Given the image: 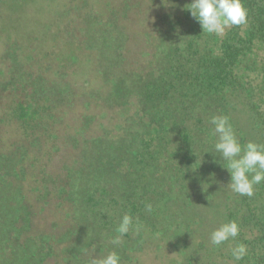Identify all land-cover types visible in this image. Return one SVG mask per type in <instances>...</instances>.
Segmentation results:
<instances>
[{"label":"rangeland","instance_id":"rangeland-1","mask_svg":"<svg viewBox=\"0 0 264 264\" xmlns=\"http://www.w3.org/2000/svg\"><path fill=\"white\" fill-rule=\"evenodd\" d=\"M189 3L0 0V204L25 206L0 208V264H89L112 251L120 264L233 261L234 240L210 243L243 197L206 157L219 156L213 125L164 121L151 149L139 100L148 93L134 90L138 75L150 84L163 66L159 36ZM121 71L117 87L129 94L118 104ZM225 102L240 143L264 144L245 93L230 90ZM124 214L143 227L113 245Z\"/></svg>","mask_w":264,"mask_h":264},{"label":"trees","instance_id":"trees-1","mask_svg":"<svg viewBox=\"0 0 264 264\" xmlns=\"http://www.w3.org/2000/svg\"><path fill=\"white\" fill-rule=\"evenodd\" d=\"M242 3L248 13L247 24L233 26L222 36L202 34L200 25L186 10L182 17L168 15L175 28L167 27L159 36L158 45L168 43L163 66L159 68L154 64L151 68L150 84L147 78L138 75L141 81L134 88H143L141 95L148 93L146 100H139L142 101L141 112L147 113L153 122L151 149L157 134L164 129V121L180 125L190 120L193 130L204 128L206 131L210 129L209 116L217 113L228 116L225 101L230 90L240 89L245 93L255 113V124L259 123L264 131V60L258 58L264 45V0H242ZM251 73L255 80H250ZM119 74L118 79L112 78L113 89H120L121 86L117 85L124 82L125 75L122 71ZM115 94L117 103L122 104L129 91L126 88L115 89ZM176 115L180 117L179 121ZM233 128L236 134L240 133V129ZM154 143L156 149L158 143ZM206 157L211 159V166L217 163L226 166L219 156L206 154ZM234 206L228 220L237 221L240 227L234 246L237 243L247 245L248 255L239 262L231 257L233 261L230 264H264V182L254 186L252 197L243 196L241 203ZM17 207L25 209L19 202L9 205L4 201L0 204L5 211L19 209ZM173 264L189 262L175 261Z\"/></svg>","mask_w":264,"mask_h":264},{"label":"clouds","instance_id":"clouds-1","mask_svg":"<svg viewBox=\"0 0 264 264\" xmlns=\"http://www.w3.org/2000/svg\"><path fill=\"white\" fill-rule=\"evenodd\" d=\"M186 10L196 20L202 29V34L222 36L226 30L233 26L246 25L248 20L247 9L242 0H191L186 5ZM215 152L219 158L226 162L230 175L228 187L232 192L241 196L252 197L254 186L264 182V144L248 141L242 145L237 138L233 125L226 115H214L210 120ZM146 209L151 212L152 205L146 204ZM143 226L133 221L130 214H124L116 228L117 235L111 240L113 245H119L121 238L130 230L139 233ZM240 233L237 221L230 220L213 230L210 234V243L214 247L235 240ZM234 261L239 262L248 255L247 245L237 243L230 249ZM121 257L115 251L103 257H92L89 264H120Z\"/></svg>","mask_w":264,"mask_h":264}]
</instances>
